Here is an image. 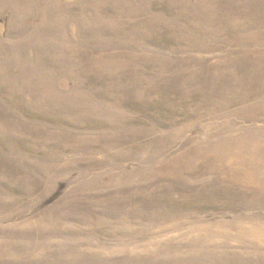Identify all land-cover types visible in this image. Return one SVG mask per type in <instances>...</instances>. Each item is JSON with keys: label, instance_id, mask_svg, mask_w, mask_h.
<instances>
[{"label": "rangeland", "instance_id": "rangeland-1", "mask_svg": "<svg viewBox=\"0 0 264 264\" xmlns=\"http://www.w3.org/2000/svg\"><path fill=\"white\" fill-rule=\"evenodd\" d=\"M0 264H264V0H0Z\"/></svg>", "mask_w": 264, "mask_h": 264}]
</instances>
